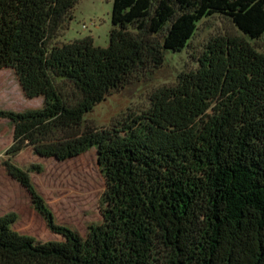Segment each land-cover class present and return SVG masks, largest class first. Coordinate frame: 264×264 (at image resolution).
Listing matches in <instances>:
<instances>
[{"label": "trees", "instance_id": "16d2710c", "mask_svg": "<svg viewBox=\"0 0 264 264\" xmlns=\"http://www.w3.org/2000/svg\"><path fill=\"white\" fill-rule=\"evenodd\" d=\"M79 0H0V69L43 105L0 109L13 126L4 165L61 240L40 241L0 216V264H264V0H113L109 43L58 42ZM243 36H217L197 67L156 88L143 113L107 127L85 115L135 73L183 50L205 16ZM64 161L91 147L106 187L103 221L86 236L55 221L12 157ZM39 168L38 166H33Z\"/></svg>", "mask_w": 264, "mask_h": 264}, {"label": "rangeland", "instance_id": "374dc122", "mask_svg": "<svg viewBox=\"0 0 264 264\" xmlns=\"http://www.w3.org/2000/svg\"><path fill=\"white\" fill-rule=\"evenodd\" d=\"M112 6L113 0H79L73 11L74 18L68 20L59 31L58 42L91 35L96 45H108ZM234 35L243 36L226 15L215 13L203 17L197 22L194 34L183 50H166L160 67L135 73L130 83L107 95L87 112L85 122L96 127H107L131 113H143L148 109L150 95L156 88L175 82L181 72L197 67V58L210 39ZM246 39L257 51L264 53V34L257 39ZM42 105V96L30 98L25 95L11 68L0 69V109L22 111ZM12 134V123L7 118H0V172L4 171L6 175L4 160L8 157L6 150L12 143ZM12 161L28 170L35 188L53 212L57 223L86 236L89 225L103 221L100 198L106 181L97 163L95 147L64 161L39 156L31 147H26L13 156ZM16 184L21 197L25 192V198L17 201L19 213L13 228L40 241L61 240V235L48 228L26 188L18 181Z\"/></svg>", "mask_w": 264, "mask_h": 264}, {"label": "crops", "instance_id": "0c3cea01", "mask_svg": "<svg viewBox=\"0 0 264 264\" xmlns=\"http://www.w3.org/2000/svg\"><path fill=\"white\" fill-rule=\"evenodd\" d=\"M71 29V27H70ZM8 172V171H7ZM9 175V178H7ZM11 180V182H10ZM8 173L7 175L0 172V216L7 214L14 210L15 213H19L17 201L24 200L25 192L21 197L20 189L17 186V181Z\"/></svg>", "mask_w": 264, "mask_h": 264}, {"label": "built area", "instance_id": "2783aa9c", "mask_svg": "<svg viewBox=\"0 0 264 264\" xmlns=\"http://www.w3.org/2000/svg\"><path fill=\"white\" fill-rule=\"evenodd\" d=\"M83 27H86L85 25H83Z\"/></svg>", "mask_w": 264, "mask_h": 264}]
</instances>
